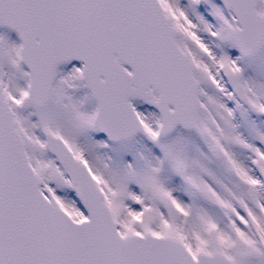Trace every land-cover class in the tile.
I'll use <instances>...</instances> for the list:
<instances>
[{
	"label": "snow or ice",
	"instance_id": "6c2138e0",
	"mask_svg": "<svg viewBox=\"0 0 264 264\" xmlns=\"http://www.w3.org/2000/svg\"><path fill=\"white\" fill-rule=\"evenodd\" d=\"M0 26V264H264V0H0Z\"/></svg>",
	"mask_w": 264,
	"mask_h": 264
},
{
	"label": "rangeland",
	"instance_id": "374dc122",
	"mask_svg": "<svg viewBox=\"0 0 264 264\" xmlns=\"http://www.w3.org/2000/svg\"><path fill=\"white\" fill-rule=\"evenodd\" d=\"M0 34H6L11 40H16L18 42L16 35L6 29L0 28ZM70 67L71 65H65L60 67L59 70L61 72H66Z\"/></svg>",
	"mask_w": 264,
	"mask_h": 264
},
{
	"label": "water",
	"instance_id": "95a60500",
	"mask_svg": "<svg viewBox=\"0 0 264 264\" xmlns=\"http://www.w3.org/2000/svg\"><path fill=\"white\" fill-rule=\"evenodd\" d=\"M75 62H79V61H75Z\"/></svg>",
	"mask_w": 264,
	"mask_h": 264
}]
</instances>
